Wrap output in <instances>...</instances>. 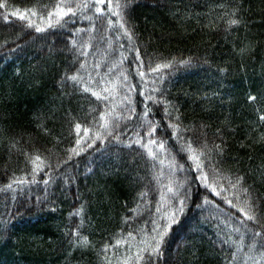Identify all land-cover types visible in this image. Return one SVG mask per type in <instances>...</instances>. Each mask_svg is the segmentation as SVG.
<instances>
[{
    "label": "trees",
    "instance_id": "trees-1",
    "mask_svg": "<svg viewBox=\"0 0 264 264\" xmlns=\"http://www.w3.org/2000/svg\"><path fill=\"white\" fill-rule=\"evenodd\" d=\"M6 2L9 12L17 8L23 10L25 7L37 11L38 15L33 19L37 25L45 27L38 17H46L44 6L54 0ZM227 2L138 0L130 13L131 22L136 25V43L142 51L146 49L148 53H162L168 59L192 57L191 66H174L163 85L168 90V98L179 106L184 123H208L210 135L217 128H221L222 132L240 130L234 135L225 136V139L231 149L229 155L242 157L245 162L238 165L233 160H227L223 165L226 172L246 167L249 163L252 167L264 163V144L240 148V141L245 139L241 133L251 119L249 106L245 104L246 94L264 88V0H244V8L250 9L245 14L248 27H241L230 34L223 31L227 26L225 21L218 19L222 11L228 9H216L206 15L213 4ZM172 13L178 15L173 16ZM11 19L10 24L0 19V45L8 41L7 45L0 47V188L9 182L13 173L16 178L32 180L30 175H26L31 165L26 169L23 156H18L15 151L9 153L13 137L20 139L23 135L27 140L31 135L39 139L51 150L52 162L55 164L66 158L64 149L69 146L68 141L71 139L68 136L65 109L71 107L75 109L74 115L83 116L91 107L96 106L95 98H69L59 90L60 76L72 60V53L65 47L69 39L67 28H53L37 33L35 28L26 27V21ZM210 19L213 24L205 27L209 25ZM75 27H88V22L77 17ZM102 34L103 28L97 22V36ZM122 42L127 46L126 40ZM248 43L252 45V52L242 60L234 54L233 46L235 44L238 49ZM17 44L21 47L15 52H9ZM114 45L119 48L115 42ZM106 47L103 42L97 45L98 58L103 59ZM125 55L129 53L125 51ZM205 58L208 63H204ZM118 59L117 52L109 61V66ZM221 68H226L227 72H219ZM104 70L107 71V68ZM120 70L128 73L131 83H137L134 68L130 71L127 62ZM133 96L140 101L137 110L141 111L142 97L135 93ZM37 116L39 120L34 119ZM88 118L91 119V116ZM154 119L160 120L163 127L167 126V121L162 119V108ZM38 123L45 124L51 130V135L45 137L37 129ZM225 123L227 128L224 127ZM129 127L132 125L129 124ZM259 134L255 133L256 136ZM215 142L220 141L217 139ZM173 143L170 141V145ZM143 151L116 146L101 156L94 149L88 150L80 157H73L67 166L53 171L48 185L43 183L48 177L40 173L36 175L35 183L13 185L12 189L0 191V264H101L102 256H97L94 250L84 251L82 255V250H73L69 246L64 233L70 232L80 223L79 217H70L69 214L79 208L81 203L87 202L85 226L81 234L88 236L97 247H102L109 234L120 231L118 225L124 212L121 205L125 197L130 199V192L134 195L147 182H137L131 188L133 178L137 175L150 178L152 162L146 155L141 157ZM43 155H49V152L44 151ZM248 156L253 158L251 162L247 161ZM161 158H164L163 155ZM177 160L183 163L186 157L182 160L177 156ZM116 166H119V177L105 175ZM89 168L93 169L91 173L88 172ZM159 168L157 162L156 170L159 171ZM65 176L76 179L66 183ZM179 178L183 179V174ZM248 183L253 181L249 180ZM254 187L264 194V183L258 178ZM155 195L158 198L159 193ZM210 199L220 203L221 208H228L219 197L210 196ZM128 206L134 205L129 203ZM154 206L153 201V210ZM218 215L212 205L197 209L193 203L186 209L181 224L173 229V237L180 239L179 249L176 250L177 245L173 243L167 256L171 264H222V259L218 257L222 258L223 254L210 243L215 239ZM138 224L142 225L143 220ZM193 245L199 249L198 260L191 255ZM119 252L123 255L125 248L122 246ZM108 256L112 257L111 250Z\"/></svg>",
    "mask_w": 264,
    "mask_h": 264
},
{
    "label": "snow or ice",
    "instance_id": "snow-or-ice-1",
    "mask_svg": "<svg viewBox=\"0 0 264 264\" xmlns=\"http://www.w3.org/2000/svg\"><path fill=\"white\" fill-rule=\"evenodd\" d=\"M137 3L138 0H54L50 5L44 6L46 17H38L40 23L45 24V27H41L33 19L37 17V11L25 7L23 10L17 8L9 12L6 0H0V9L4 10L0 12V19L5 24L12 23L11 18H16L21 22L26 21V27L35 28L37 33L47 29L67 28L69 39L65 42V47L72 53V60L60 76L59 90L69 98L91 97L96 102V106L91 107L83 116L74 115L75 109L71 107L65 109L68 136L71 139L68 141L69 146L64 149L66 158L55 164L52 162L51 150L39 139L31 135L27 140L23 135L20 139L13 137L9 153L15 151L18 156H23L26 169L31 165V170L26 175H30L32 180L16 178L13 173L0 191L12 189L13 185L35 183V177L40 173L48 177L43 181L48 185L53 171L67 166L73 157H80L88 150L94 149L103 156L116 146L132 151L143 149L141 157L146 155L152 162L150 178L138 175L133 178L131 188L137 182H147L134 195L130 192V199L125 197L121 205L124 212L118 225L120 231L109 234L103 246L97 247L88 236L81 234L88 207L87 202L81 203L79 208L69 214L70 217H79L80 223L70 232L64 233L73 250H82V255L84 251L94 250L97 256H102L101 264H171L167 256L173 243L177 245L176 250L179 249L180 239L173 237V229L181 224L186 209L195 203L197 209L212 205L219 213L216 217L219 223L215 239L210 243L223 254L222 258L218 257L222 259V264H264V194L254 187L257 178L264 183V163L255 167L249 163L246 167L226 172L223 165L227 160H233L238 165L245 162L242 157L229 155L231 149L225 139V136L234 135L240 130L222 132L221 128H217L210 135L208 123H184L179 106L168 98V90L163 85L174 66H191L192 57L168 59L162 53H148L146 49L142 51L136 43V25L131 22L130 15ZM216 9H228L222 11L218 18L225 21L227 26L223 31L226 34L248 27L245 14L250 9L244 8V0L213 4L206 15ZM172 15L176 16L178 13ZM77 17L87 21L88 27H75ZM97 22L103 28L100 36H97ZM212 24L210 19L209 25L205 27ZM124 40L127 41V46L122 42ZM101 42L107 45L103 51V59L98 58L97 45ZM114 42L119 45L118 49ZM7 43L8 41H4L0 47ZM20 47L17 44L9 52H15ZM125 51L129 55H125ZM117 52L119 59L109 66V61ZM233 52L243 60L251 54L252 45L242 44L237 49L234 44ZM125 62L129 64L130 71L134 68L137 83H131L128 73L120 70ZM204 63H208L206 58ZM218 71L226 73L227 69L221 68ZM134 93L142 97L141 111L137 110L140 101L134 98ZM245 104L249 106L251 119L241 133L245 138L240 141L241 149L254 147L257 143L264 144V88L249 91ZM161 108L162 119L167 121L166 127L162 126L160 120L154 119ZM34 119L39 120V117ZM227 123L224 124L225 128ZM129 124L132 125L131 128ZM37 129L45 137L51 135V130L43 123H38ZM257 132L260 133L259 136L255 135ZM217 139L219 143L215 142ZM170 141L174 143L170 145ZM60 142L62 141H57ZM44 151L49 152V155H43ZM162 155L164 158H161ZM177 156L182 160L186 157V160L181 163ZM165 159L168 160L167 164ZM252 159L251 156L247 157L248 162ZM157 162L160 165L159 171L156 170ZM92 171V168L88 169L89 173ZM181 174L183 179L179 178ZM105 175L119 177V166L109 169ZM75 179L65 176L66 183L74 182ZM249 180L253 183H248ZM157 192L158 198L155 195ZM107 194L111 195L110 192ZM210 196L219 197L228 208H221L220 203L210 199ZM129 203L134 206L129 207ZM140 220H143L142 225L138 224ZM203 239L202 236L201 240ZM122 246L125 248L123 255L119 252ZM109 250L112 251V257L108 256ZM191 255L197 260L200 258L199 249L194 245Z\"/></svg>",
    "mask_w": 264,
    "mask_h": 264
}]
</instances>
